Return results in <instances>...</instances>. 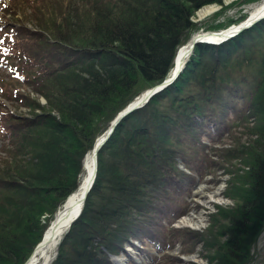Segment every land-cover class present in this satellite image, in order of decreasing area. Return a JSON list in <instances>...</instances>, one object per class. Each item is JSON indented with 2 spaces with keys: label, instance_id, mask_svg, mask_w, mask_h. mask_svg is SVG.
<instances>
[{
  "label": "trees",
  "instance_id": "16d2710c",
  "mask_svg": "<svg viewBox=\"0 0 264 264\" xmlns=\"http://www.w3.org/2000/svg\"><path fill=\"white\" fill-rule=\"evenodd\" d=\"M221 1L0 0V71L8 68L0 72V264H23L77 189L95 139L173 68L177 46L198 30L191 16ZM256 62L253 72L239 68ZM229 96L242 100L239 111H230ZM237 133L243 142L219 154L216 146ZM96 153L94 184L49 264H113L110 255L133 240L151 264L179 261L170 252L176 244L181 254L194 251L195 236L172 222L197 206L182 193L234 158H243L247 183L237 216L218 227V264H248L264 232V19L225 42L195 45L173 82L124 115ZM177 158L191 167L178 168ZM160 197L182 208L171 199L160 217ZM210 225L196 243H207Z\"/></svg>",
  "mask_w": 264,
  "mask_h": 264
},
{
  "label": "rangeland",
  "instance_id": "374dc122",
  "mask_svg": "<svg viewBox=\"0 0 264 264\" xmlns=\"http://www.w3.org/2000/svg\"><path fill=\"white\" fill-rule=\"evenodd\" d=\"M261 0H222L221 4H218L216 10L205 16L204 18H198L197 11L201 8L207 6H203L200 9H198L193 16H191V21H193V24H196L198 27L197 31L201 30H216L219 28H222V26L214 27V28H207L206 25H215L216 23L224 24V26L234 24L239 22L240 20L242 22H246L248 18L246 15L248 14V11L251 7L259 3ZM217 4V3H215ZM211 5V4H210ZM222 8H225L224 10ZM223 10V12L217 16L214 17V15L218 12ZM237 21V22H236ZM214 23V24H213ZM28 27H30L29 24H27ZM196 31H194L195 33ZM193 32L189 34V37L191 35H194ZM178 48V46H177ZM176 48V51H177ZM175 51V53H176ZM174 58V56H173ZM173 65V64H172ZM259 64L253 63L251 65L242 64L240 70H244L247 73L253 72ZM3 71H0L3 76L8 75V68L7 65L4 64ZM171 68L167 71L165 78H167L170 74ZM1 70V66H0ZM171 73V72H170ZM30 97L34 98V94L32 92L29 93ZM36 100L39 104H45V100L42 96H36ZM228 100L231 105V112L234 113L235 111L240 110V101L238 99H234L233 97H228ZM27 108L23 107L20 109L22 113H27ZM234 137V138H233ZM245 139V136H241L239 133H237L235 136L234 134L227 137L222 143L218 144L216 146L217 152L219 154H224L226 150L229 148H234L233 146L241 143V141ZM254 139V138H250ZM205 144H208V141L206 139H203L202 141ZM243 142V141H242ZM246 148V147H245ZM190 162L195 159V146L193 148H190ZM245 153V152H244ZM97 154V153H96ZM187 154V153H186ZM189 154V153H188ZM0 156H2V152L0 151ZM84 156L82 157L83 160ZM215 159H217L215 157ZM178 161V168L180 169H189L191 167L190 163H187L186 165H183L182 162L179 160V158L176 159ZM218 161V160H217ZM243 161V158H234L232 159V164L228 165V162L223 161V159L220 162V169L213 172L211 175L203 178L196 177L193 184H190L188 187L190 188V192L188 193H182L185 194L183 199H186L188 202L189 200L196 202L197 206L195 205L191 207V209L188 210L186 214L180 215L177 219H172V225L175 228H181L186 227L194 231L193 236L188 241V247L189 250L191 248H194V251H191L188 254H181L180 248L181 246L175 245L174 249L170 252V254H173L174 257L177 256L178 260H175L173 263L170 264H218L219 261V253H221V246H224L225 244V237L221 234H219V231L221 229H218V227L222 224H225L229 222L232 218L236 217V209L237 206L240 207V204L238 203L239 194H242L243 192H239L241 190H244V185L247 182H244L245 180H242L243 177H247L245 173L248 171V168H239L240 163ZM222 164L226 165V169H229L231 173L226 174V170H221L223 168ZM228 170V171H229ZM238 170V172L233 174ZM222 171V172H221ZM216 180H218L216 182ZM176 196H179V194H176ZM171 199H175L172 198ZM169 197H160L159 200H157V211L158 215L160 217L165 218V215L162 213L164 211L170 210L173 202L171 201ZM182 199V198H181ZM176 202H178L180 208H182V203L178 199H175ZM195 203V204H196ZM55 205L52 202L49 203L47 206ZM189 205H193V203H189ZM221 208V209H219ZM10 209L5 211L6 215L10 213ZM217 212L219 216V221L214 222L211 221L210 215L215 216L214 214ZM47 215L46 212H43L40 215L41 222L44 221V217ZM154 215V214H153ZM156 218V215H154ZM183 217H189L191 223H183L180 218ZM173 218V217H172ZM193 223V224H192ZM212 224V231L208 233V241L207 243H196V233L204 231L207 227L211 226ZM42 236V235H41ZM41 239V238H40ZM133 243H135V246L137 248L141 247V243L138 240H133ZM132 243V244H133ZM130 244H125L124 249L125 253L121 254L117 257L112 258L113 264H151L150 261L145 257L140 256V252L136 250L135 247H128ZM196 245V246H195ZM133 246V245H132ZM148 248H151V245L148 246ZM33 250V249H32ZM32 252V251H31ZM154 253V250L152 251ZM55 254V252H54ZM52 255V258L54 256ZM251 254V260L248 264H264V232L260 235L258 238V241L254 245V249L250 252ZM112 257V256H110ZM145 260L144 263L142 261ZM49 264V263H48Z\"/></svg>",
  "mask_w": 264,
  "mask_h": 264
},
{
  "label": "bare ground",
  "instance_id": "6f19581e",
  "mask_svg": "<svg viewBox=\"0 0 264 264\" xmlns=\"http://www.w3.org/2000/svg\"><path fill=\"white\" fill-rule=\"evenodd\" d=\"M217 6H219V5L215 4V3L211 4V5H207L203 8H201L200 10H198L196 14H197L198 18H200V19L204 18L205 16L213 13L216 10ZM262 14H264V0H261L259 3H257L256 5L254 4V6L250 8V10L248 11V14L246 15V17L248 18L247 22H252L254 19L261 16ZM262 19H264V17L258 21H253L252 22L253 24L250 27H252L257 22L261 21ZM247 22L242 23V21H239L237 23L230 24V25H227L223 28H219L216 30H201V31L199 30V31H196L195 34L198 32H205V34H203L199 37H202L203 40L211 42L209 44H218V43L225 42V41L235 37L236 35H238L242 31L250 28V27H248V28L240 31L238 34H236L235 36H233L231 38H228V39H225L222 41L218 40L221 35L229 34L230 29L233 28L232 26H236L240 23L247 24ZM235 28H237V26ZM225 29H228V30H225ZM223 30H225V31H223ZM219 31H221V33H212V32H219ZM212 42H215V43H212ZM203 43H206V42H203ZM188 50H189V43H185L178 48V50L176 52V56H175V63H173V68L170 71L171 73L174 70H177L178 68H180L182 66L181 63L186 58V55L188 54ZM146 92H143L142 94H139L138 96H136L130 105L137 104L138 102H141L143 100V98L145 97ZM92 159H93L92 151L89 150L84 155V158L82 160V163L84 165V167H83L84 172L80 177V182H79L77 189L74 190L72 193H70L68 195L67 199L65 198L66 200H64L63 203H61V205L57 208L56 212L53 214L52 220L50 221V223L48 225L50 228H48V230L45 232L46 237H48V241L46 243H44L43 245H40L37 248L34 255L31 256V258H29L25 264H48L51 261L52 255L55 252L57 243L59 242L60 237L62 236V234L64 233V231L66 229L67 221L81 207V197H82L83 191L87 187V185L90 181L91 175H92V169H93V164H92L93 160ZM181 221L183 223H187V224L191 223L190 218L186 217V216L183 217L181 219ZM134 246H135L134 243H133V246L128 245V247H134Z\"/></svg>",
  "mask_w": 264,
  "mask_h": 264
},
{
  "label": "water",
  "instance_id": "95a60500",
  "mask_svg": "<svg viewBox=\"0 0 264 264\" xmlns=\"http://www.w3.org/2000/svg\"><path fill=\"white\" fill-rule=\"evenodd\" d=\"M263 17H264V14H262L259 17H257L253 21H258V20H260ZM252 22H247V24H242L243 23L242 22V23L236 25L237 28H235L236 26H232L233 28L230 29L229 34L221 35L218 40H221L222 41V40H225V39H228V38H231V37L235 36L240 31H242V30L250 27L253 24ZM228 29H225V30H228ZM225 30H223V31H225ZM212 33H221V31H219V32H212ZM203 34H205V32H198V33L194 34L193 36H191L189 38V40L187 41V43H189L188 54L186 55V58L182 61V63H181L182 66L180 68H178L177 70H174L167 78L163 79L160 83H158V84L154 85L153 87H151V88L143 91V92H146V91L147 92H146L145 97L143 98V100L141 102H138L137 104H132V105H130L131 103H129L128 105H126V107H124L120 112H118L116 114V116L112 119V121L110 122L108 128L102 133V135H100L98 138L95 139V143H94V145H93V147L91 149V151H92V157H93V159H92L93 160V163H92L93 164L92 175H91V178H90V181H89L87 187L83 191V194H82V197H81V207H80V209L75 214L72 215V217L69 218V220L66 223V229L65 230H67L69 228V226L76 220V218L80 214V211L82 209L85 196H86L88 190L90 189V187H91V185L93 183L94 176H95V170H96V152L102 146V144L106 141V139L108 138V136L112 132L114 126L116 125V123L124 115H126L127 113H129L131 110L136 109L143 102H145L146 100H148V98L151 97L153 94L157 93L158 91H160L161 89H163L164 87H166L168 84H170L176 78V76L178 75V73L183 69L184 62L186 61V59L188 58L189 54L191 53V50H193V48H194V46L196 44L203 43V42L211 43L209 41L203 40L202 37H199V36H201ZM212 43H215V42H212ZM175 56L173 58V63H175ZM83 167H84V165H83ZM67 197H66V199H67ZM48 228H50V227L47 226V228L43 231L40 241L34 246L32 252L28 256V258L23 262V264H25L27 262V260L29 258H31V256L34 255V253L36 252L37 248L40 245H43L44 243H46L48 241V237H46V233H45L48 230Z\"/></svg>",
  "mask_w": 264,
  "mask_h": 264
}]
</instances>
